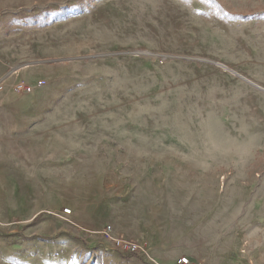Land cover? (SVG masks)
I'll return each mask as SVG.
<instances>
[{
	"label": "rangeland",
	"instance_id": "1",
	"mask_svg": "<svg viewBox=\"0 0 264 264\" xmlns=\"http://www.w3.org/2000/svg\"><path fill=\"white\" fill-rule=\"evenodd\" d=\"M62 20L52 94L6 100L42 120L0 153V264L145 258L103 230L117 236L130 175L158 167L198 185L207 264H264V0H0L5 78Z\"/></svg>",
	"mask_w": 264,
	"mask_h": 264
},
{
	"label": "crops",
	"instance_id": "2",
	"mask_svg": "<svg viewBox=\"0 0 264 264\" xmlns=\"http://www.w3.org/2000/svg\"><path fill=\"white\" fill-rule=\"evenodd\" d=\"M65 25H68V20L57 21L46 25L38 32L34 40H32L33 36H29L28 50L30 51L32 46V51L36 56H31V58L29 56V61L12 62L13 64L21 62V65H17L15 73L6 78L10 63L0 49V80L5 78L4 82L9 84L6 92H3L5 83L4 89L0 91V153L3 156L9 154V157H16L12 153H16L17 150L21 152V144L24 138H27L24 133L28 130L24 129L42 120H23L21 118L23 105L6 102V100L15 95L31 98L52 94L50 87L57 83L55 82L57 76L55 77V68L51 61L54 58H65L67 55L55 52L57 50L55 32ZM50 46L53 54L44 56V50ZM57 67L62 71L66 69L64 64ZM20 79H25L29 86L28 90L22 93L16 92L14 88ZM31 108L41 111L48 110L46 103H33L26 110ZM8 112L11 113L8 115ZM7 143L15 144L14 148H8ZM17 144H19L18 147ZM198 194L199 189L196 182L178 172L177 169L158 167L155 170L148 168L142 173H134L130 175V195L126 200L128 211L126 216L121 218L122 220L113 218L114 233L131 241L146 242L149 254L160 264H175L181 255L190 256L201 264H207L198 243L203 241V246H208L204 238H199L201 229L199 224L206 218H200L198 215ZM63 216L64 214L58 215L60 218ZM60 239L62 241L68 239L69 242L75 243L70 236L60 237L58 242ZM45 244L54 247L56 240ZM97 254L93 252L86 255L85 262L79 264H149L146 257L127 258L115 252L106 254L100 252V255L107 257L102 262Z\"/></svg>",
	"mask_w": 264,
	"mask_h": 264
},
{
	"label": "built area",
	"instance_id": "3",
	"mask_svg": "<svg viewBox=\"0 0 264 264\" xmlns=\"http://www.w3.org/2000/svg\"><path fill=\"white\" fill-rule=\"evenodd\" d=\"M16 92L22 93L28 90L29 86L25 80H18L14 86ZM4 89V84L0 82V91ZM64 213H71V209H64ZM103 234L113 244V246L121 253L125 254H138L146 257L152 264H160L155 258H153L148 251V245L146 242H136L129 239H125L119 236H115L112 233V226L108 225ZM175 264H201L199 261L192 259L190 256H180ZM253 264V263H250Z\"/></svg>",
	"mask_w": 264,
	"mask_h": 264
},
{
	"label": "bare ground",
	"instance_id": "4",
	"mask_svg": "<svg viewBox=\"0 0 264 264\" xmlns=\"http://www.w3.org/2000/svg\"><path fill=\"white\" fill-rule=\"evenodd\" d=\"M225 68H227V69L229 68V69H230V67H227V66H225ZM230 71H232V72H233V70H232V69H230Z\"/></svg>",
	"mask_w": 264,
	"mask_h": 264
}]
</instances>
